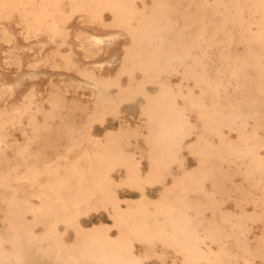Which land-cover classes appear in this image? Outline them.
<instances>
[{
  "label": "bare ground",
  "instance_id": "1",
  "mask_svg": "<svg viewBox=\"0 0 264 264\" xmlns=\"http://www.w3.org/2000/svg\"><path fill=\"white\" fill-rule=\"evenodd\" d=\"M13 22L57 48L32 67L74 72L93 106L69 102L65 84L52 86L48 110L31 90L0 111V264H264V230L250 238L251 224L264 223V0H0V24ZM13 37L0 28L1 41ZM119 37L128 45L115 76L75 59L92 63ZM137 101L138 129L93 135ZM24 119L29 133L15 145L8 131ZM60 141L55 158L31 148ZM187 155L197 161L188 171ZM236 175L246 187L231 185ZM154 187L157 199L147 194ZM233 192L259 212L223 211ZM98 211L111 223L84 226Z\"/></svg>",
  "mask_w": 264,
  "mask_h": 264
},
{
  "label": "rangeland",
  "instance_id": "2",
  "mask_svg": "<svg viewBox=\"0 0 264 264\" xmlns=\"http://www.w3.org/2000/svg\"><path fill=\"white\" fill-rule=\"evenodd\" d=\"M108 22L109 18L106 19ZM81 20L76 19L74 21V28L79 27ZM6 27L10 33L13 34V42L7 44L0 40V90L6 86H11L13 94L10 97L9 93L1 94L0 91V111L9 110L17 105L23 103L25 97L31 90L36 92V98L43 110L49 109L48 100L50 98L52 86L54 85H71V91L67 94V100L69 102L78 101L82 105L92 108L93 106V94L89 89L84 86L82 80L77 74L71 71L57 70L50 66L40 65L38 68H33L32 65L35 62L44 60L57 48L52 44L43 43L41 39L25 38L21 27L16 23H1L0 28ZM91 30L103 31L102 28L91 26ZM108 30H104L106 32ZM45 45L43 50L40 47ZM128 45V40L124 37H119L114 43L102 49L100 54L95 57L92 63H84L81 59V55L76 53V60L80 62V65L84 68H99L98 76L100 77H113L120 69L121 60L123 57L124 48ZM244 48L240 45L235 47V52L241 54ZM62 54H67L68 49L63 48L60 50ZM113 59V60H112ZM16 60L19 62L16 65ZM111 60V62L109 61ZM107 62V63H105ZM105 64V65H104ZM111 64V65H110ZM178 78H172V83H178ZM122 83L126 84L127 80L122 79ZM186 84V83H185ZM192 88V84H186ZM151 93H154V89L149 88ZM140 102L137 101L133 104H125L121 107L120 114L117 118L108 116L103 123H95L92 127V133L95 137L101 138L109 131H117L119 128H128L129 130L138 129L141 126L139 117ZM42 120V117L39 116ZM80 118L77 119L79 121ZM24 132L29 133L27 127V120L22 121V126L9 129V140L15 145H22L25 142ZM232 139L235 138L234 134H231ZM139 146H142L141 142H138ZM32 149H41L43 153L49 158H55L56 153L63 154L65 148V142L60 141L53 145V147H45L43 144H32ZM144 162V169L147 168L146 160ZM197 166V161L192 156L187 155L185 157L184 168L186 171L192 170ZM175 175H181V172L174 169ZM123 177V173L115 175V180H120ZM233 187L245 186L243 178L240 175L233 177ZM208 189L209 186H208ZM161 193V188L154 187L148 189V196L153 199H157ZM120 195L123 199L136 200L139 198L138 193L129 189H121ZM253 197L256 199L260 197L261 193L255 191ZM239 198L238 193H231L222 206V210L238 214L240 208L246 213L259 212V209L252 203H242L237 205ZM240 207V208H239ZM208 216H211L208 213ZM110 224V215L106 211L92 212L88 217L83 219V224L86 227L93 226L95 224ZM250 238L255 241L260 237L264 230V223L262 221L251 224ZM71 238V237H70ZM147 264H180V262L171 256H167L164 259H152Z\"/></svg>",
  "mask_w": 264,
  "mask_h": 264
}]
</instances>
